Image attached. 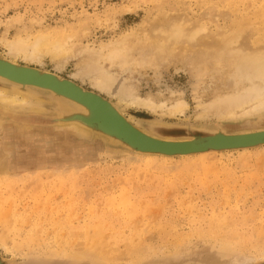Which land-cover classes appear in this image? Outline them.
<instances>
[{"label": "rangeland", "instance_id": "rangeland-1", "mask_svg": "<svg viewBox=\"0 0 264 264\" xmlns=\"http://www.w3.org/2000/svg\"><path fill=\"white\" fill-rule=\"evenodd\" d=\"M152 20L165 28L179 21L186 35L202 25L200 35L208 38L234 35L240 25L246 43L264 39V0H0V56L72 79L115 103L121 93L151 95L161 104L157 110L117 104L151 134L206 135L224 120L200 115L203 107L220 93L248 88L257 74L245 62L231 64L228 55L198 72L154 60L142 43L124 67L117 56L88 58L124 36L135 38ZM82 70L91 74L83 79ZM104 71L118 78L106 89L91 79ZM0 87L14 90L2 80ZM33 91L42 99L0 115L1 145L14 160L0 172L3 264H264V144L170 157L139 153L60 125L59 100ZM179 98L186 112L168 114L162 104ZM263 118L264 109L224 125L229 132L261 128ZM88 252L97 254L91 260Z\"/></svg>", "mask_w": 264, "mask_h": 264}, {"label": "bare ground", "instance_id": "bare-ground-1", "mask_svg": "<svg viewBox=\"0 0 264 264\" xmlns=\"http://www.w3.org/2000/svg\"><path fill=\"white\" fill-rule=\"evenodd\" d=\"M163 11H165V10H163ZM163 16H165L164 13H163ZM167 17H165V19H167ZM162 19L164 20V18H162ZM153 20L151 23L148 24L147 28L144 31H142V33H138L135 38H133L131 35L124 36L123 38L117 40L115 42V47L112 49H109L107 53H103L101 51L100 53H97V54L95 53L93 55L88 56V58H90L91 60L99 62V61H103V60L106 61L107 59H111L112 57L117 56L119 58H122V63H124L122 65V67H124L127 65V63H131V59H132L131 51H135V50L139 49L138 47L141 46L140 43H142L143 45H145L146 48L151 49V51H146V52L149 53L150 57H152L156 61H160V60H162L161 58H163L166 60L168 59V61H170V62H173V61L183 62L185 65H191L192 68L196 69L198 72H204L210 66V64H213V63L219 64V65L223 64L224 62L222 60L224 59V57L226 58V56L229 55L230 59L228 62H230L231 64L245 62L246 66L250 67L251 70H254L255 72H257V74L252 76V78L250 79L251 85L248 88L244 89L243 87H238L237 92L233 90L231 93H228V94L220 93V94L216 95L214 97V99L210 103H208V105L203 107L202 113L200 115H202V116H207V115L208 116L209 115H215L216 116L217 115L221 119H223L224 122H226L229 120L241 118L243 116L249 115V114L254 113V112H259V111L264 109V39H263V37L252 38V39H248V40L246 39V43H245L242 39V36H243L242 32L245 28L244 29H243V27L241 28L240 25H239V28L237 29V31L235 32L234 35L225 34V32H224L218 38H208L205 34H204L205 36L200 35L201 31L204 29L203 28L204 26H202V25L195 26L194 28H192L193 33L191 34L188 31V35H186L187 30H186V28H184V26L181 23H178L179 21L177 23L174 22L170 27L167 26L165 28L160 23H158V20L155 22ZM150 26H152V29H150ZM185 35H186V37L184 39L183 36H185ZM189 39H191L190 40L192 42L191 45H189V43H188ZM37 40H38L37 44H39L41 38H37ZM48 42H49V40L47 41V43ZM51 43H53V42H49L50 45H53ZM54 44H56V43H54ZM54 46H56V45H54ZM59 46L62 47V45H59ZM11 48H12L11 51H16V50L18 51V48L14 45L11 46ZM27 49H29V48H27ZM44 49H45V47H44ZM46 50H47V48H46ZM62 50H64V49L62 48ZM52 52L54 53L53 48H52ZM11 54H13V53H11ZM62 54H63V52H62ZM67 55H68V53H67ZM64 59L66 60V58H64ZM86 61H88V60H86ZM146 62L147 61H145L144 63H146ZM148 62H150V61H148ZM2 64L5 67H7L4 63H2ZM10 64H12L15 67L17 66V65H15L16 63L13 64V62ZM15 67L8 66V68H12V69L17 70ZM76 72H77V70H76ZM80 72H84V73H81L83 79H85L86 75H89V73H90L89 71H86L87 73H85V70L84 71L82 70ZM74 74H76V73L74 72ZM91 79L95 80L94 81L95 84L97 83L99 86H101L105 89L109 88L115 80H118V78L111 76L109 73H106L105 71L101 75H98V77L96 79H95V77H94V79L93 78H91ZM0 80H2L4 82H8L14 86L13 91H10L5 87H0V104H1L0 115L8 114L9 113L8 111L10 110L9 108L14 107V105L15 106L16 105L23 106V107H25V105H28V106L33 105L34 97L37 96V95H35V92L33 91V89L36 88L35 86H32L29 83L16 81L10 77H7V76L1 75V74H0ZM246 84H248V83H246ZM38 87L39 86H37V88ZM231 90H232V88H231ZM49 91L52 94H54V96L59 100L60 106L63 110V112L61 111L62 114L58 118V119H60L58 121L60 125H62V126L68 125V126L74 127L76 129V131L83 136H91L92 134L99 132V131H97V130H99V128H92V127L87 126L85 124L86 122L84 121L83 116L82 117L79 116V115H84L86 117H92L95 112L93 111V109L91 107H89L88 105H86L80 101L78 102L75 99L73 100V99H71V97L66 96V95H64L58 91H55V90H52V91L49 90ZM115 97H116L118 103H115V102L113 103V102H111L112 100L110 101V103L122 115H124L122 109L117 107L118 106L117 104H119V103L120 104L121 103L126 104V105H145L152 110H157L158 107L161 106V104L159 105V103L156 102L155 98L152 97L151 95H149L146 98H141L137 95H136V97H132V96L126 97V96L122 95V93H121V94H117ZM35 98L37 100L42 99L38 96ZM65 100H68L71 103L70 102L67 103ZM94 101L97 104L96 105L97 111L100 114H102V116L98 115L101 118L100 120H102L103 123L106 122L109 125H113V127H115V128H120L117 123L112 121V118L109 114L110 113L109 110L103 104H100L96 100H94ZM37 103H40V101L39 102L37 101ZM165 104L167 107V111L166 110L165 111L168 114L173 115V116L178 115L179 113L186 112V110L188 109V103L185 102L184 99H182V98H179V99L171 102L170 105H168L167 103H163L162 105L164 106ZM195 117H198V115ZM74 120H77V121H74ZM83 121H84V123H83ZM2 122L3 121L0 119V129L3 125ZM224 122L219 124L217 127L211 128L214 134L237 135V134H250V133H256V132L264 131V127L255 128L253 126H248V127H245L243 130L238 131V132H236V131L235 132H229L228 129L226 128V126L224 125ZM258 123L264 124V118L261 119V121ZM243 126H245V125H243ZM136 127L139 128L138 126H136ZM139 130L141 132L151 136V137H154L157 139H163V140H167V141L191 140L192 139V138H181V139L176 138L175 139L173 137H160L157 134H154V133L151 134L148 131H145L141 128H139ZM103 132L108 134L107 136L110 140L114 139V137H115L114 135H111L104 130H103ZM244 149H250V148H244ZM209 151H212V150L203 151V152H199V153H205V152H209ZM216 151H218V150H216ZM194 154H196V153H194ZM188 155H191V154H188ZM10 157L11 158L9 159L8 154H6V152L4 151V148L2 147L1 141H0V172H1V169L7 168L9 163H12V165L14 166L13 157L12 156H10ZM168 157H170V156H168ZM6 172H8V171L6 170ZM130 204H132V203L130 202ZM94 222H95V220H94ZM88 226H90V225H88ZM93 226H94V224H93ZM88 229L89 228L87 227V231H88ZM86 236L88 237V235H86ZM90 238H91V236H90ZM95 238L96 237H94V241L96 240ZM87 240L89 241V239H87ZM83 242H84V240H83ZM83 242L80 244H83ZM88 244H86V245H88ZM86 252H87V250H86ZM106 252H107V250H106ZM96 254H93L94 257ZM77 255H80V252H78ZM83 255H86V256L89 255L90 257L93 256L90 252H88V255H87V253L83 254ZM86 256H84V257H86ZM76 257L79 258L78 256H76ZM101 257L103 258V257H105V255L101 254L100 257H98V258L101 259ZM87 258L88 257H86L85 259L87 260ZM90 259L92 260V257ZM93 259L96 260L95 262L100 261L99 259L97 261V257L93 258ZM140 259H141V257H140ZM140 259H139V262H140ZM101 260H103V259H101ZM110 260H113L112 257ZM104 261L106 262L107 260H104ZM240 263L241 262L237 261L234 264H240Z\"/></svg>", "mask_w": 264, "mask_h": 264}, {"label": "water", "instance_id": "water-1", "mask_svg": "<svg viewBox=\"0 0 264 264\" xmlns=\"http://www.w3.org/2000/svg\"><path fill=\"white\" fill-rule=\"evenodd\" d=\"M12 62L13 64L16 63L15 65L17 66L15 67L10 64ZM2 63H4L7 67H5ZM8 66L15 67L17 70L8 68ZM0 74L10 77L19 82L29 83L30 85L36 87H34L35 90H55L71 97V99L73 100L75 99L78 102L80 101L88 105L95 112L93 116L86 117L84 115H79L80 117L83 116V119L86 122L85 124L87 126L92 128H99V130H97L99 131L98 133L106 136L107 138L108 134L104 133L103 130L111 135H114V139L110 140L108 138L110 142H119L139 153L178 156L194 154L208 150L221 151L244 149L264 144V131L250 134L220 135L214 134L211 128L208 129L209 133L206 135L186 137L192 138L191 140L167 141L163 139H157L141 132L139 128H137L128 118L122 115L115 107L111 105L110 99L106 98L96 91L86 89L72 79L65 78L46 69L20 64L1 56ZM37 86H39L40 88H37ZM94 100H96L100 104H103L109 110L112 121L117 123L120 128H115L113 127V125H109L106 122L103 123L102 120H100L101 118L98 115L102 116V114L97 111V104ZM58 118L59 115L57 117V121L60 120ZM0 264H3V261L1 259Z\"/></svg>", "mask_w": 264, "mask_h": 264}]
</instances>
